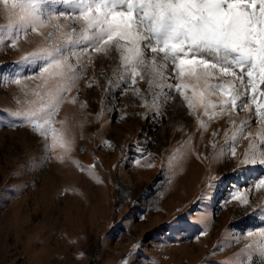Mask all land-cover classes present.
<instances>
[{"label":"snow or ice","instance_id":"1","mask_svg":"<svg viewBox=\"0 0 264 264\" xmlns=\"http://www.w3.org/2000/svg\"><path fill=\"white\" fill-rule=\"evenodd\" d=\"M58 4L65 10L57 11ZM0 12L6 21L0 45L8 40L7 47L23 53L13 68L0 65V83L15 85L24 96L17 101L23 107L0 111L42 139L45 160L75 166L102 184L95 163L75 158L85 127L95 125L90 135L100 139L97 150L115 148L104 138L111 121L140 116L151 127L179 102L195 120L186 131L188 156L208 160L193 137L199 132L203 140L212 121H223L208 140L212 160L202 195L223 178L213 174L212 164L230 161L231 172L247 176L243 186L232 185L223 204L234 201L264 224V199L250 198L255 190L264 192V0H0ZM92 88L101 91L95 111L81 98L82 89ZM65 105L78 110L74 120L60 116ZM7 126L20 125L10 120ZM151 142L150 136L133 142V164L154 166L146 157L156 154L143 146ZM244 238L240 253L246 259L237 253L220 264H264V226ZM139 247L133 243L130 253Z\"/></svg>","mask_w":264,"mask_h":264},{"label":"rangeland","instance_id":"2","mask_svg":"<svg viewBox=\"0 0 264 264\" xmlns=\"http://www.w3.org/2000/svg\"><path fill=\"white\" fill-rule=\"evenodd\" d=\"M56 10L65 9L58 4ZM5 22L0 12V25ZM9 43L5 40L0 45V65L6 70L13 68V61L23 54L7 47ZM22 48L30 50V45L22 44ZM103 63L107 65L109 61ZM96 64L99 67L100 60ZM81 98L88 101L89 110H98L101 91L82 89ZM18 100L23 101L24 96L15 85L0 83V110L23 107V103L17 104ZM60 116L71 121L78 116V110L65 105ZM10 120L20 126H7ZM222 123L212 121L203 140L199 132L193 137V145L199 143V150L208 160L188 156L186 131L195 127V120L179 102L174 110L169 107L160 124L151 127V121L140 116L111 121L104 138L115 148L106 145L97 150L100 139L90 135L95 125L86 126L84 139L78 141L83 150L76 151L75 158L85 165L98 166L97 176L103 181L100 184L75 166L45 160L42 139L6 111H0V264L234 261L248 242L244 233L264 224L258 213L246 214L234 201L223 204L232 185L243 186L247 176L231 172L230 161L212 164L213 174L223 178L213 191L202 195L212 160L208 140L211 130ZM145 136L153 141L143 145L146 151L156 154L154 160L146 157L154 165L150 168L132 162L138 153L130 146ZM120 145L125 146V157L121 156ZM65 188L69 190L64 192ZM250 198L264 199V192L255 190ZM205 229L206 234L196 239ZM236 236L240 237L239 242ZM133 243L140 247L130 253ZM239 258L246 259L243 253Z\"/></svg>","mask_w":264,"mask_h":264}]
</instances>
